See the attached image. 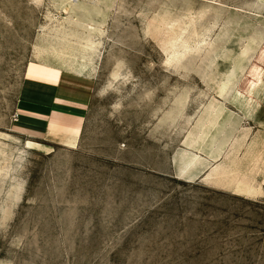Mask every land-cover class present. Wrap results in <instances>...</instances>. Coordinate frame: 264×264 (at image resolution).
Returning a JSON list of instances; mask_svg holds the SVG:
<instances>
[{"label":"rangeland","instance_id":"1","mask_svg":"<svg viewBox=\"0 0 264 264\" xmlns=\"http://www.w3.org/2000/svg\"><path fill=\"white\" fill-rule=\"evenodd\" d=\"M31 64L92 90L74 148ZM0 264H264V0H0Z\"/></svg>","mask_w":264,"mask_h":264},{"label":"crops","instance_id":"2","mask_svg":"<svg viewBox=\"0 0 264 264\" xmlns=\"http://www.w3.org/2000/svg\"><path fill=\"white\" fill-rule=\"evenodd\" d=\"M65 77L67 76L60 74L58 82L34 76L24 78L16 108L19 132L32 137L46 136L48 133L77 135V124L81 126L92 90H89L87 96L71 100L70 96L63 93V87L73 80ZM73 83L79 88L86 86V82L81 79Z\"/></svg>","mask_w":264,"mask_h":264},{"label":"bare ground","instance_id":"3","mask_svg":"<svg viewBox=\"0 0 264 264\" xmlns=\"http://www.w3.org/2000/svg\"><path fill=\"white\" fill-rule=\"evenodd\" d=\"M28 73H29V76L41 77V78H45L47 80H52L54 82H57L58 79L60 80V78H59L60 74H63V73L58 72L56 70L49 69L47 67L39 66V65H36V64H31L30 65ZM77 84H79V83H77ZM239 104H241V103H239ZM47 135L51 136V137H56V136L62 137V145L65 146V147L74 148L76 146V142H77L76 136L68 137V136H62V135H54V133H48ZM24 147L26 149H30V150H39V151L46 150L47 153L51 151V149L46 147L44 144L35 142L33 140H30V139H26L24 141ZM195 149L198 150V148H195Z\"/></svg>","mask_w":264,"mask_h":264},{"label":"built area","instance_id":"4","mask_svg":"<svg viewBox=\"0 0 264 264\" xmlns=\"http://www.w3.org/2000/svg\"><path fill=\"white\" fill-rule=\"evenodd\" d=\"M16 115H17V113H16Z\"/></svg>","mask_w":264,"mask_h":264}]
</instances>
